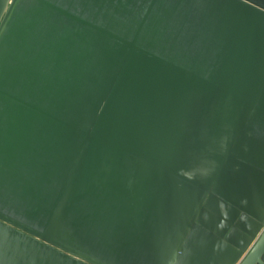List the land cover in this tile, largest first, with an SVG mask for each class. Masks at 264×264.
<instances>
[{
  "label": "water",
  "instance_id": "water-1",
  "mask_svg": "<svg viewBox=\"0 0 264 264\" xmlns=\"http://www.w3.org/2000/svg\"><path fill=\"white\" fill-rule=\"evenodd\" d=\"M142 1L0 0V264H264V0Z\"/></svg>",
  "mask_w": 264,
  "mask_h": 264
},
{
  "label": "rangeland",
  "instance_id": "rangeland-1",
  "mask_svg": "<svg viewBox=\"0 0 264 264\" xmlns=\"http://www.w3.org/2000/svg\"><path fill=\"white\" fill-rule=\"evenodd\" d=\"M56 1H58L62 5L69 7L70 9L77 10L78 12H81V13H83V14H85V15L93 18V19H96L100 22H106L110 25L119 27L120 29H121V24L126 22V20H128L131 17V15H133L132 17H134L136 14L138 16L140 11L143 12L144 8H146V5L143 3L142 0H127L125 12L124 13H118V14H116V16H114L115 12L111 11L112 9H110V6H108L107 3L105 5H107L108 7L101 8L104 5L102 3L101 4L98 3L100 0H56ZM116 10H117V8H116ZM106 13H110L111 19L107 18ZM113 16H114L115 20L113 19ZM12 197L15 198L9 192V190L3 186V183L0 180V204L1 205L5 204V205H8L11 207L12 205H10L9 203H6L4 201H9V200H11ZM1 199H3L4 201ZM124 255L122 257H123V259L128 260V264H142L143 263V262L139 261L138 256H136V260H135L133 257H130L128 255L124 256Z\"/></svg>",
  "mask_w": 264,
  "mask_h": 264
},
{
  "label": "flooded vegetation",
  "instance_id": "flooded-vegetation-1",
  "mask_svg": "<svg viewBox=\"0 0 264 264\" xmlns=\"http://www.w3.org/2000/svg\"><path fill=\"white\" fill-rule=\"evenodd\" d=\"M113 10V9H112Z\"/></svg>",
  "mask_w": 264,
  "mask_h": 264
}]
</instances>
